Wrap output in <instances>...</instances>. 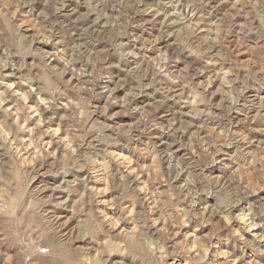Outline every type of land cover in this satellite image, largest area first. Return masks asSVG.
<instances>
[{
	"label": "clouds",
	"instance_id": "9594fccd",
	"mask_svg": "<svg viewBox=\"0 0 264 264\" xmlns=\"http://www.w3.org/2000/svg\"><path fill=\"white\" fill-rule=\"evenodd\" d=\"M34 3L0 0V182L12 187L23 180L27 186L37 177H51L71 201L63 206L74 217L85 216L91 226L71 240L92 236L101 249L99 261L93 257L92 264H179L189 248L187 264H202L205 247H212L222 232L227 243L251 247L253 264H259L264 259V196L248 198L264 186V0H229L230 19L247 17L240 34L254 33L260 45L258 70L249 69L242 78L243 65L223 56L213 59L231 69L230 79H223L227 92L221 102H213L207 79L193 84L178 77L163 100L139 119L136 108L112 112V101L94 103L104 96L96 91V76L86 72L90 63L80 50L83 37L70 38L63 25L56 28L50 18L55 13L47 10L50 0H43L45 10L36 15L47 35L22 31L15 10ZM201 3L207 6L211 0ZM42 40L51 42L54 51H44ZM205 70L215 73L207 65ZM249 89L259 101L249 104L245 98L242 104ZM168 100L180 110L169 109L167 122L158 123L154 113ZM116 116H130L136 123L122 127ZM165 134L170 142H164ZM162 143L165 148L158 152ZM179 148L192 155L177 158ZM212 164L223 178L204 176ZM241 164L252 170V178L246 174L240 180ZM244 201L249 210L241 215L236 208ZM64 226L54 224L47 231L58 234ZM113 252L118 259H111Z\"/></svg>",
	"mask_w": 264,
	"mask_h": 264
},
{
	"label": "rangeland",
	"instance_id": "374dc122",
	"mask_svg": "<svg viewBox=\"0 0 264 264\" xmlns=\"http://www.w3.org/2000/svg\"><path fill=\"white\" fill-rule=\"evenodd\" d=\"M45 7L43 0H36L30 6L26 4L15 10V19L23 26L22 31L26 30V35H35L38 31L47 35L44 32L45 25L36 21L37 13L45 10ZM30 8L35 11H30ZM47 10L55 13L50 18L57 29L63 25L65 30H70V38L83 37L79 40L80 50L90 63L86 72L96 76V91L104 96L102 101L95 100L94 103L105 106L112 101V112L136 108L139 110L134 113L136 119L140 118V113H150L154 104L163 100L165 90L175 86L173 82H177L178 77L193 84H203L207 79V90L214 93L213 102H221L227 92L223 79H230L228 73L231 69L229 64L222 66L220 63H213V59L219 60L223 56L225 61L230 59L231 63L243 65L239 69L242 78L249 69L255 71L259 68L257 58L260 45L255 42L254 33L251 36L240 34L239 25L244 24L247 17L235 16L230 19L229 0H211L207 6L201 0H50ZM186 25L193 27L187 28ZM166 41L177 44L179 50L174 53H169L165 48L164 50L161 43ZM122 43L130 44L131 53L137 56V62L133 66L136 70L133 72L125 65L130 51H119ZM39 46L44 51H54L51 42L45 43L42 40ZM165 57L168 59L165 60ZM55 63L54 60L53 64ZM205 65L208 69H215V73L206 71ZM161 69L163 72L157 75ZM221 71L225 73L224 77H220ZM145 84L150 86L145 88ZM105 89L113 91L109 93ZM146 95L152 101L143 102L142 98L147 97ZM254 97L249 89L241 97V103L245 102V98L249 104L258 102L259 98ZM260 97H264V92L260 93ZM169 109L178 112L180 106L174 100H168L154 113L158 118L156 122L166 123L165 117ZM232 115L237 113L233 112ZM115 119L122 127L136 123L130 116H116ZM211 128L215 130L214 126ZM163 140L165 143L170 142L166 134ZM165 143L160 144L158 152L165 148ZM184 149L190 157L192 153L189 149ZM120 155L127 156L128 153L121 152ZM175 155L177 158L184 157L176 151ZM130 159L135 161L134 157ZM239 168L245 170L240 172L241 181L246 174L248 178L254 176L247 165L241 164ZM217 171L219 166L212 164L204 169L203 174L211 180ZM221 176L223 178L222 172ZM37 178L45 181L40 184L39 189L48 188L50 191L45 197L38 191L32 193L29 190L30 184L25 186L23 180L12 187L0 182V264H92L93 257L99 261L101 249L91 235L71 240L73 236L90 231L87 218L83 215L74 217L72 211L63 206L71 201L68 200L67 193L61 192L58 185L52 182L51 177ZM253 182L259 184V181ZM260 196H264V186L248 199L255 201ZM248 210L247 201L241 202L236 208L241 215H246ZM54 224L65 226L58 234L48 232L47 229ZM233 226L238 227V224L233 222ZM71 230L73 234L69 236ZM255 231L259 232L260 229ZM225 236L226 232L220 233L219 238H213L212 247H205L202 264H225L226 261L228 264H243V260L253 264V249L235 243L229 244L223 239ZM247 238L253 239L251 233ZM104 242L107 243L106 240ZM191 252L192 249L189 248L179 264H187V257ZM118 258L119 254L113 252L111 259ZM162 258L167 259L166 256ZM259 264H264V259Z\"/></svg>",
	"mask_w": 264,
	"mask_h": 264
},
{
	"label": "bare ground",
	"instance_id": "6f19581e",
	"mask_svg": "<svg viewBox=\"0 0 264 264\" xmlns=\"http://www.w3.org/2000/svg\"><path fill=\"white\" fill-rule=\"evenodd\" d=\"M162 45H164L163 46V49L165 48L166 49V51H168L169 53H174V51H176V50H179V46H177V44H175V43H173V42H171V41H166V42H163V43H161ZM160 44V45H161ZM161 47V46H160ZM164 49V50H165ZM133 50V49H132ZM161 50V49H160ZM119 51L121 52H126V51H130V53H131V46H130V44H128V43H122V44H120V46H119ZM134 51V50H133ZM132 51V52H133ZM128 57H127V59H126V61H125V65H126V67L128 68V69H130V70H132V72H133V70L135 69L133 66H134V64L137 62V56L134 54V55H127ZM187 59H188V56H187ZM129 70V71H130ZM136 70V69H135ZM134 70V71H135ZM147 97H144V98H142L143 99V102H150V101H152V99H151V97L150 96H148V95H146ZM254 99H257V97H254ZM176 152L178 153V155H180V156H185L186 155V150L184 149V148H181V149H178V150H176ZM216 173V175L215 176H213V178L212 179H215V178H222V176H221V172L220 171H217V172H215ZM211 179V180H212ZM40 184H41V181L39 180V178H35L31 183H30V185H29V190L33 193V192H36V191H38L39 192V194L42 196V197H45V196H47L48 195V193L50 192L49 191V189L48 188H44V189H39V186H40ZM69 236L71 235V234H73V230H71V231H69Z\"/></svg>",
	"mask_w": 264,
	"mask_h": 264
}]
</instances>
